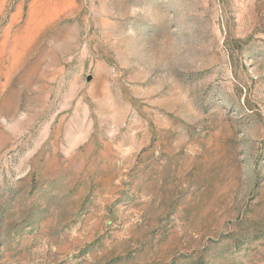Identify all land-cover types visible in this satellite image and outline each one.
Returning a JSON list of instances; mask_svg holds the SVG:
<instances>
[{"label": "rangeland", "instance_id": "1", "mask_svg": "<svg viewBox=\"0 0 264 264\" xmlns=\"http://www.w3.org/2000/svg\"><path fill=\"white\" fill-rule=\"evenodd\" d=\"M0 264H264V0H0Z\"/></svg>", "mask_w": 264, "mask_h": 264}]
</instances>
